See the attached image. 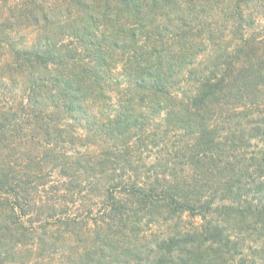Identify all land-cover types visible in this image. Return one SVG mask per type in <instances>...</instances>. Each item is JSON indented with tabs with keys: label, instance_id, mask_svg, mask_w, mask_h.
<instances>
[{
	"label": "trees",
	"instance_id": "obj_1",
	"mask_svg": "<svg viewBox=\"0 0 264 264\" xmlns=\"http://www.w3.org/2000/svg\"><path fill=\"white\" fill-rule=\"evenodd\" d=\"M9 1L0 264H264V0Z\"/></svg>",
	"mask_w": 264,
	"mask_h": 264
},
{
	"label": "rangeland",
	"instance_id": "obj_2",
	"mask_svg": "<svg viewBox=\"0 0 264 264\" xmlns=\"http://www.w3.org/2000/svg\"><path fill=\"white\" fill-rule=\"evenodd\" d=\"M12 2H13V0H10L9 4L12 3ZM6 3L7 2H5V0H0V9H3L5 7V5H6Z\"/></svg>",
	"mask_w": 264,
	"mask_h": 264
}]
</instances>
